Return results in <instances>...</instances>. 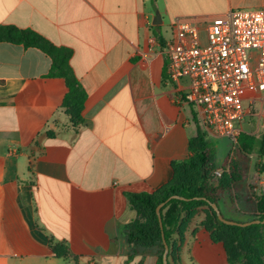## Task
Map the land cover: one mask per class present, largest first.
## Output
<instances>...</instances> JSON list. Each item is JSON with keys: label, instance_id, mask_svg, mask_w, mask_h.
Segmentation results:
<instances>
[{"label": "crops", "instance_id": "obj_1", "mask_svg": "<svg viewBox=\"0 0 264 264\" xmlns=\"http://www.w3.org/2000/svg\"><path fill=\"white\" fill-rule=\"evenodd\" d=\"M260 8L264 0H0V26L31 29L73 52L87 93L74 124L51 58L0 43V264H158L157 248L131 253L126 227L137 213L128 195L168 186L198 127L216 138L186 102L189 80L169 79L173 25L205 28L229 11ZM248 160L246 188L235 193L243 207L264 193L258 146ZM205 219L201 209L175 236L170 264H229ZM55 246L70 255L58 258Z\"/></svg>", "mask_w": 264, "mask_h": 264}, {"label": "trees", "instance_id": "obj_2", "mask_svg": "<svg viewBox=\"0 0 264 264\" xmlns=\"http://www.w3.org/2000/svg\"><path fill=\"white\" fill-rule=\"evenodd\" d=\"M7 42L36 48L47 54L52 60L51 76L65 79L69 89L64 102L67 114L74 124L81 122V112L87 93L76 78L71 67L73 52L64 47H57L39 33L31 29L15 26H0V43ZM256 146L264 157V135L258 137L240 134L233 148L229 171L220 178L216 172L215 154L207 140V135L198 127L197 135L188 144L189 158L172 164L174 179L166 187L153 194H129L132 208L137 217L126 227V236L132 255L140 251L157 248L158 264H163L165 251L162 234L170 248L168 258H174L176 252L175 236L182 238L184 227L188 225L201 209L206 211L204 226L215 243H222L229 264H264V193L246 200L244 210L235 208L231 212L246 221H262L248 227L230 226L222 223L211 204H221L227 199L231 205L238 206L235 193L246 188L245 173L248 155ZM264 173V164L261 167ZM172 196H181L186 200L172 199L161 209L162 224L157 215L158 206ZM239 198V197H238ZM248 202V203H247ZM221 210V208H220ZM222 216L226 218L222 212ZM55 256L66 258L69 249L66 246L51 247ZM170 264V261H169Z\"/></svg>", "mask_w": 264, "mask_h": 264}, {"label": "built area", "instance_id": "obj_3", "mask_svg": "<svg viewBox=\"0 0 264 264\" xmlns=\"http://www.w3.org/2000/svg\"><path fill=\"white\" fill-rule=\"evenodd\" d=\"M173 29L165 47L169 79L189 80L186 102L200 110L206 131L237 142L252 106L264 104V8L229 11L205 28L178 20ZM244 91L257 94L248 108Z\"/></svg>", "mask_w": 264, "mask_h": 264}, {"label": "rangeland", "instance_id": "obj_4", "mask_svg": "<svg viewBox=\"0 0 264 264\" xmlns=\"http://www.w3.org/2000/svg\"><path fill=\"white\" fill-rule=\"evenodd\" d=\"M170 34H171L170 31H168L166 37H168ZM243 97H244V102H243L244 106L249 107L251 106L250 99L256 98L257 94L255 91H244ZM252 110L255 114H257V116L256 117L249 116L245 119L242 125L243 134L262 139L264 135V104H260L259 102H257L255 105L252 106ZM209 143L212 146L213 152L215 154L216 172L219 170L223 174L225 171H229V166L231 162L230 155L233 152L234 145H236L237 142H233L230 138H226V137L219 138L217 136L216 138H209ZM224 204L228 205V207H230L231 209L239 208L241 210L242 209L244 210V207L240 203H239L240 205L238 204V206L234 207L233 205H231V202L229 200L227 201V199L224 201ZM222 210L226 214L225 215L226 218H232L236 221H244V219L247 220L246 217L240 218V216L238 215L237 217L232 216V213L227 212L228 210L227 208L225 209L224 206H222Z\"/></svg>", "mask_w": 264, "mask_h": 264}, {"label": "water", "instance_id": "obj_5", "mask_svg": "<svg viewBox=\"0 0 264 264\" xmlns=\"http://www.w3.org/2000/svg\"><path fill=\"white\" fill-rule=\"evenodd\" d=\"M156 18L159 19V14L156 15ZM263 192H264V186H263ZM172 199H178V200H186L184 197H181V196H172L170 198H168L165 202L161 203L158 208H157V215H158V218H159V222H160V226L161 228H163V224H162V216H161V209L164 207V205L166 203H168L170 200ZM212 208L214 209V211L216 212L217 216H218V219L226 224V225H230V226H239V227H248L250 225H253V224H260L262 221L260 220H255V221H250V222H245V223H239V222H236V221H231V220H227L225 219L223 216H222V213H221V210L220 208L218 207L217 204H211ZM264 223V221H263ZM162 237H163V241H164V246H165V251H164V254H163V264H169V261H168V257H169V253H170V248L165 240V236H164V233L162 234Z\"/></svg>", "mask_w": 264, "mask_h": 264}]
</instances>
